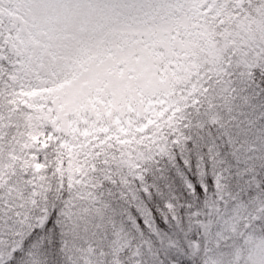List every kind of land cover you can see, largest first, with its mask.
Returning a JSON list of instances; mask_svg holds the SVG:
<instances>
[{"label":"snow or ice","instance_id":"6c2138e0","mask_svg":"<svg viewBox=\"0 0 264 264\" xmlns=\"http://www.w3.org/2000/svg\"><path fill=\"white\" fill-rule=\"evenodd\" d=\"M264 264V0H0V264Z\"/></svg>","mask_w":264,"mask_h":264},{"label":"trees","instance_id":"16d2710c","mask_svg":"<svg viewBox=\"0 0 264 264\" xmlns=\"http://www.w3.org/2000/svg\"><path fill=\"white\" fill-rule=\"evenodd\" d=\"M169 255L173 258V264H183V257H181L178 253H165L161 252V259H166Z\"/></svg>","mask_w":264,"mask_h":264}]
</instances>
